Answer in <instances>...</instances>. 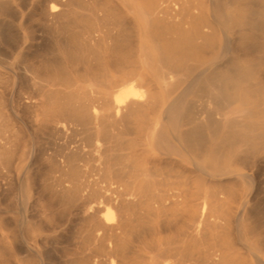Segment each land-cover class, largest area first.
<instances>
[{
    "label": "bare ground",
    "instance_id": "obj_1",
    "mask_svg": "<svg viewBox=\"0 0 264 264\" xmlns=\"http://www.w3.org/2000/svg\"><path fill=\"white\" fill-rule=\"evenodd\" d=\"M0 264H264V0H0Z\"/></svg>",
    "mask_w": 264,
    "mask_h": 264
},
{
    "label": "rangeland",
    "instance_id": "obj_2",
    "mask_svg": "<svg viewBox=\"0 0 264 264\" xmlns=\"http://www.w3.org/2000/svg\"><path fill=\"white\" fill-rule=\"evenodd\" d=\"M29 131L33 134L34 133V129L33 127L29 126ZM33 141H34V144H35V148L38 149L39 147H41L45 141L44 137L42 135H34L33 137ZM37 168V170H36ZM40 170V166L38 164H35L32 166L31 168V172L33 174H35L37 171ZM33 214H37V211H34ZM78 218L76 215H72L70 217V221L64 223V225L62 226V236L64 237H70V236H75L76 238V234H77V231L79 229V226L77 227V219ZM77 224V225H76ZM77 227V228H76ZM72 228V229H71ZM71 230V231H70ZM75 230V232H74ZM76 239H74V237L72 238V240L69 239V243L72 244L74 243ZM61 244H59V247L62 248L63 246H65L66 244H68V241L67 242H64V239L62 238L61 239ZM60 260H56V262L58 263Z\"/></svg>",
    "mask_w": 264,
    "mask_h": 264
}]
</instances>
